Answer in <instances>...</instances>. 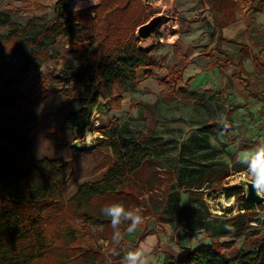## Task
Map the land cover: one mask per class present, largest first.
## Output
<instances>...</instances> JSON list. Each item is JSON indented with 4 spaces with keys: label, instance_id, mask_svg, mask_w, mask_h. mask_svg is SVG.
<instances>
[{
    "label": "rangeland",
    "instance_id": "obj_1",
    "mask_svg": "<svg viewBox=\"0 0 264 264\" xmlns=\"http://www.w3.org/2000/svg\"><path fill=\"white\" fill-rule=\"evenodd\" d=\"M141 1L140 24L132 26L140 39L139 45L144 40L138 35L141 25L156 16H161L162 24L148 37L153 39L149 65L137 70L136 82L120 91L114 105L101 94L90 95L85 86H78L74 97L66 96L53 81V75L67 60L74 65L85 60L86 45H73L67 38H59L50 50V54L58 57L40 68L31 67L26 75L16 69L31 58V43L13 56L0 57V64L4 61L8 66V72L0 74V92H7L12 100V103H0V138L30 140L36 158L67 161L71 173L62 187L67 200L81 184L101 179L114 165L111 146L114 133L133 138L134 131L151 132L157 144L156 166L130 181L133 188L137 183L143 189L133 190V200L113 201L122 202L129 209H139L142 225L133 233L127 232L126 224L122 225V239L117 245L112 240L110 219L101 210L96 211L90 222L77 220L83 230L80 241L65 237L64 243L39 264H122L128 251L145 246L152 236L157 242L147 245L152 248L151 264H161L166 253L176 255L185 248L212 243L200 220L208 222L215 240L233 244L227 251L232 258L241 250H250L257 239L264 237V204L262 207L253 203L246 208L238 195L234 196L235 205L225 206L220 201L222 196L231 198L225 189L239 184L237 177L246 173V167L238 160L239 154L252 151L264 142V128L260 130L259 119L253 118V114L240 113L243 106L238 105H244L241 90L245 85L235 76L230 78L221 68L225 60L213 39L219 37V29L214 21V8L211 9L217 1ZM77 3L85 9L98 5L100 0L95 4L91 0H0V12L10 13L12 20L21 24L42 15L63 20ZM225 9L228 15L220 8L219 14L236 17L239 2ZM9 32L8 25L0 24V34ZM172 67L176 72L167 77ZM188 68L194 69L192 73L196 75L188 77ZM201 70L213 78L222 74L223 84L215 88L211 81L195 85L194 79ZM83 98L89 102L91 116L81 134L69 127L67 118L76 109V101ZM20 104L35 115L32 123L20 122ZM232 111L237 115H230ZM217 122H231L232 126L213 133L209 128ZM77 142L82 147H77ZM241 167L245 169L236 172ZM240 186L245 195L246 187ZM100 204L99 209L106 205L104 201ZM192 216L201 219L192 221ZM242 221L248 227L245 231ZM228 225H237L238 230L222 235ZM241 231L250 235H242Z\"/></svg>",
    "mask_w": 264,
    "mask_h": 264
},
{
    "label": "trees",
    "instance_id": "obj_2",
    "mask_svg": "<svg viewBox=\"0 0 264 264\" xmlns=\"http://www.w3.org/2000/svg\"><path fill=\"white\" fill-rule=\"evenodd\" d=\"M216 1L218 4L212 5L214 20L223 28L227 21L225 16L218 14V9L236 5V1ZM141 9V0H100L98 5L78 12L69 10L63 20L42 15L33 17L27 24L13 21L8 12H0V24L10 27L8 34H0V57L13 56L25 44L31 43V58L16 69L26 75L31 67L40 68L58 57V54H50V50L59 38H67L73 45H86L85 60L79 65L67 60L53 75V81L66 96L74 97L77 87L85 86L90 95L101 94L114 105L120 91L136 82L137 70L149 65L151 48L140 46V39L132 29L140 24ZM7 72L8 66L3 61L0 74ZM175 72L176 68H171L167 77H172ZM7 94L0 92V103H12ZM76 103L67 123L71 129L83 134L90 122L89 102L83 98ZM19 119L23 125H28L35 120V115L20 104ZM230 125L217 122L209 129L219 133ZM134 132L133 138L111 135L114 165L101 179L81 184L68 200L62 192L71 173L67 161L36 158L30 140L0 138V264H39L64 243L65 237L80 241L83 230L77 220L90 222L96 211L101 210L100 201L107 205L116 199L133 200V190H142L143 186L134 183L136 187L133 188L130 181L135 175L156 166L154 152L157 145L153 133ZM244 169L241 167L236 172ZM225 191L228 197L240 196L246 208L254 205L243 194V186L227 187ZM192 217V221L201 219ZM200 221L212 243L185 248L177 255L166 253L162 264H264V237L257 239L250 250H241L232 258L227 251L233 244L215 240L208 222ZM242 227L244 231L248 228L243 221ZM236 230L237 225H228L222 235L233 234ZM244 231L240 233L248 237L250 234Z\"/></svg>",
    "mask_w": 264,
    "mask_h": 264
},
{
    "label": "crops",
    "instance_id": "obj_3",
    "mask_svg": "<svg viewBox=\"0 0 264 264\" xmlns=\"http://www.w3.org/2000/svg\"><path fill=\"white\" fill-rule=\"evenodd\" d=\"M234 1H238L240 5L236 17L229 16L231 19H228L227 10L223 9L227 15L221 16H225L227 22L223 28H220L215 22L219 29V37L214 36L213 39L215 42L217 41L220 57L225 60L224 62L220 61L224 73L230 78L235 76L238 82L245 85L241 90V96L245 97L244 105H238L243 106L240 113L253 114V118L259 119L258 123L261 124V130L264 128V0ZM211 9H213L212 6ZM187 71L190 73L188 77L196 75V73H192L194 71L192 68H188ZM203 72L201 70L194 79L195 85L211 81L210 85L215 88V86L222 85L225 80L222 74L213 78L208 73ZM230 115H237L236 111L230 112ZM224 123H229L231 124L230 127L232 126L231 122ZM155 242L157 239L152 236L144 245L147 246ZM183 251L185 249L179 253Z\"/></svg>",
    "mask_w": 264,
    "mask_h": 264
},
{
    "label": "clouds",
    "instance_id": "obj_4",
    "mask_svg": "<svg viewBox=\"0 0 264 264\" xmlns=\"http://www.w3.org/2000/svg\"><path fill=\"white\" fill-rule=\"evenodd\" d=\"M92 4L96 0H91ZM81 10V5H74L73 11ZM238 160L246 167V178L255 194L264 199V142L259 143L252 151H245L239 154ZM104 216L110 219L113 228L112 240L119 244L122 239L121 226L127 225V232H135L143 223V216L139 209H129L122 202H113L101 209ZM150 246H141L135 250L128 251L122 264H151Z\"/></svg>",
    "mask_w": 264,
    "mask_h": 264
},
{
    "label": "water",
    "instance_id": "obj_5",
    "mask_svg": "<svg viewBox=\"0 0 264 264\" xmlns=\"http://www.w3.org/2000/svg\"><path fill=\"white\" fill-rule=\"evenodd\" d=\"M162 24L161 16H156L151 19L150 22L141 25L138 29V35L140 38L146 39L150 35L154 34L159 26ZM77 147H82L81 142H77ZM242 185L246 187V199L255 204H264V199L259 198L252 190L250 184L247 182V178L241 179ZM240 185H228L227 187H234Z\"/></svg>",
    "mask_w": 264,
    "mask_h": 264
},
{
    "label": "bare ground",
    "instance_id": "obj_6",
    "mask_svg": "<svg viewBox=\"0 0 264 264\" xmlns=\"http://www.w3.org/2000/svg\"><path fill=\"white\" fill-rule=\"evenodd\" d=\"M152 41H153V39H151V38L144 39V40L141 41V46L144 47V48L145 47L147 48V47H149L151 45ZM90 140H91V135H88V141H90ZM242 178H246V173H243V176H241V177L240 176L237 177V182L239 184H232V185H241L242 184V182H241ZM212 201H214V200H212ZM220 201L223 202V204L225 206H231V205H233L235 203V198H234V196H231V198H227L225 196H222V197H220Z\"/></svg>",
    "mask_w": 264,
    "mask_h": 264
}]
</instances>
